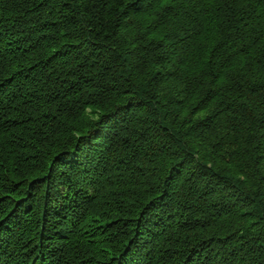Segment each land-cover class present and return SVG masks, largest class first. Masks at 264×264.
<instances>
[{"label": "trees", "instance_id": "obj_1", "mask_svg": "<svg viewBox=\"0 0 264 264\" xmlns=\"http://www.w3.org/2000/svg\"><path fill=\"white\" fill-rule=\"evenodd\" d=\"M0 264H264V0H0Z\"/></svg>", "mask_w": 264, "mask_h": 264}]
</instances>
